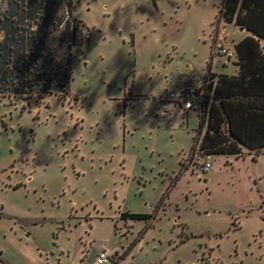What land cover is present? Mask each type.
Here are the masks:
<instances>
[{"label":"rangeland","instance_id":"obj_1","mask_svg":"<svg viewBox=\"0 0 264 264\" xmlns=\"http://www.w3.org/2000/svg\"><path fill=\"white\" fill-rule=\"evenodd\" d=\"M64 1L70 94L0 98V264H264V154L193 153L197 98L175 101L251 34L216 23L221 0Z\"/></svg>","mask_w":264,"mask_h":264},{"label":"trees","instance_id":"obj_2","mask_svg":"<svg viewBox=\"0 0 264 264\" xmlns=\"http://www.w3.org/2000/svg\"><path fill=\"white\" fill-rule=\"evenodd\" d=\"M19 8L21 1L7 0L0 9V98L62 101L73 81L72 48L83 41L76 8L63 0H29ZM222 21L251 36L235 46L240 74H209L196 93L199 128L192 152L205 158L264 154V0H221L216 23ZM121 218L149 222L153 217L127 212Z\"/></svg>","mask_w":264,"mask_h":264},{"label":"built area","instance_id":"obj_3","mask_svg":"<svg viewBox=\"0 0 264 264\" xmlns=\"http://www.w3.org/2000/svg\"><path fill=\"white\" fill-rule=\"evenodd\" d=\"M219 53H221L223 55H229V58L234 57L233 52H230V51L223 49V48L219 49ZM196 93H197V91L193 88L184 90L180 95H178V96L176 95L178 99L175 101L181 102L182 104L184 103L182 108H184V110L188 111V110L193 108L192 99L195 97ZM173 97L176 98L175 95ZM210 168H211V164H209V163H206L204 166H202L203 171H207ZM95 264H114L113 257L111 255H109L108 253H106L105 251H102L97 255Z\"/></svg>","mask_w":264,"mask_h":264},{"label":"crops","instance_id":"obj_4","mask_svg":"<svg viewBox=\"0 0 264 264\" xmlns=\"http://www.w3.org/2000/svg\"><path fill=\"white\" fill-rule=\"evenodd\" d=\"M244 31H246V30H244ZM246 32H247V31H246ZM244 39H245V38H244ZM260 44H261V47L263 48V52H264V46H263V45H264V41H261ZM231 52L234 53L233 50H232ZM237 62H238V60H237V58H236V60L233 62L234 65H236V69L233 70L232 74H225L226 76L233 77V76H238V75L240 74V69H241V67L237 64ZM215 81H216V79H215ZM189 88H191V87L186 86L184 90L189 89Z\"/></svg>","mask_w":264,"mask_h":264},{"label":"water","instance_id":"obj_5","mask_svg":"<svg viewBox=\"0 0 264 264\" xmlns=\"http://www.w3.org/2000/svg\"><path fill=\"white\" fill-rule=\"evenodd\" d=\"M241 29V31H244V29L243 28H240Z\"/></svg>","mask_w":264,"mask_h":264}]
</instances>
